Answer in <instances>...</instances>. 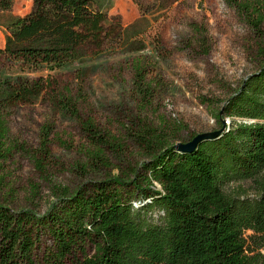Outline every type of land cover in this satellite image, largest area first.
Here are the masks:
<instances>
[{
  "label": "rangeland",
  "instance_id": "1",
  "mask_svg": "<svg viewBox=\"0 0 264 264\" xmlns=\"http://www.w3.org/2000/svg\"><path fill=\"white\" fill-rule=\"evenodd\" d=\"M31 4L0 0V23ZM98 7L100 16L45 34L71 47L52 73L92 119L62 114L47 97L16 107L0 130V204L42 213L85 182L129 175L160 140L186 142L228 127L230 117L217 119L224 101L264 64V0H107ZM135 39L144 50L129 49ZM139 56L142 80L132 65ZM47 73L0 61V85L6 76ZM90 123L101 142L87 134ZM225 189L255 195L251 180Z\"/></svg>",
  "mask_w": 264,
  "mask_h": 264
},
{
  "label": "trees",
  "instance_id": "2",
  "mask_svg": "<svg viewBox=\"0 0 264 264\" xmlns=\"http://www.w3.org/2000/svg\"><path fill=\"white\" fill-rule=\"evenodd\" d=\"M106 1L32 0L27 13L0 23V61L48 71L4 77L3 134L4 119L37 98L47 97L74 119H92L79 114L71 90L52 73L69 60L71 47L45 34L100 16L98 4ZM128 46L146 47L142 39ZM141 64L140 56L132 60L139 80ZM219 114V122L227 116L230 125L194 150L178 151L160 140L129 175L85 182L42 213L0 204V264H264V64L227 97ZM88 126L87 134L101 142ZM243 180L254 182L255 195L226 191Z\"/></svg>",
  "mask_w": 264,
  "mask_h": 264
},
{
  "label": "water",
  "instance_id": "3",
  "mask_svg": "<svg viewBox=\"0 0 264 264\" xmlns=\"http://www.w3.org/2000/svg\"><path fill=\"white\" fill-rule=\"evenodd\" d=\"M224 128L225 125H223L221 128L216 130L197 133L196 135L192 136L190 140L186 142H176L174 144V147L178 151L190 152L194 150L202 141L218 136L224 130Z\"/></svg>",
  "mask_w": 264,
  "mask_h": 264
},
{
  "label": "built area",
  "instance_id": "4",
  "mask_svg": "<svg viewBox=\"0 0 264 264\" xmlns=\"http://www.w3.org/2000/svg\"><path fill=\"white\" fill-rule=\"evenodd\" d=\"M252 120H250V119H243V122H251ZM230 121H228V123H229Z\"/></svg>",
  "mask_w": 264,
  "mask_h": 264
},
{
  "label": "crops",
  "instance_id": "5",
  "mask_svg": "<svg viewBox=\"0 0 264 264\" xmlns=\"http://www.w3.org/2000/svg\"><path fill=\"white\" fill-rule=\"evenodd\" d=\"M126 14V13H125Z\"/></svg>",
  "mask_w": 264,
  "mask_h": 264
}]
</instances>
